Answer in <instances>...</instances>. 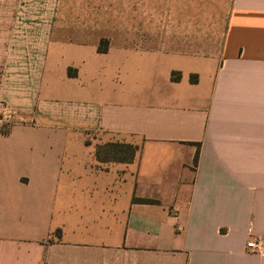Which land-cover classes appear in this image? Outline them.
I'll return each mask as SVG.
<instances>
[{"label":"crops","instance_id":"obj_1","mask_svg":"<svg viewBox=\"0 0 264 264\" xmlns=\"http://www.w3.org/2000/svg\"><path fill=\"white\" fill-rule=\"evenodd\" d=\"M0 264H264V0H0Z\"/></svg>","mask_w":264,"mask_h":264},{"label":"trees","instance_id":"obj_2","mask_svg":"<svg viewBox=\"0 0 264 264\" xmlns=\"http://www.w3.org/2000/svg\"><path fill=\"white\" fill-rule=\"evenodd\" d=\"M196 81V76L192 78ZM137 147L132 144L112 142L98 146L97 159L100 162H123L131 163L134 160ZM198 161V153L195 156L194 163ZM158 201L148 198L133 197V203L155 204Z\"/></svg>","mask_w":264,"mask_h":264},{"label":"built area","instance_id":"obj_3","mask_svg":"<svg viewBox=\"0 0 264 264\" xmlns=\"http://www.w3.org/2000/svg\"><path fill=\"white\" fill-rule=\"evenodd\" d=\"M247 247L248 248H250V249H256L257 248V243H255V242H249L248 244H247Z\"/></svg>","mask_w":264,"mask_h":264}]
</instances>
